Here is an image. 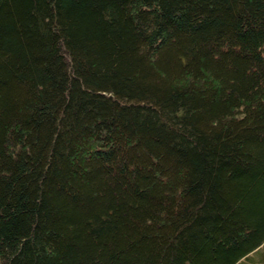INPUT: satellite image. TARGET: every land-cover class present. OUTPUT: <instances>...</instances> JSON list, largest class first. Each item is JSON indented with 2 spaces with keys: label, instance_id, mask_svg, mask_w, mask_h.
Wrapping results in <instances>:
<instances>
[{
  "label": "trees",
  "instance_id": "16d2710c",
  "mask_svg": "<svg viewBox=\"0 0 264 264\" xmlns=\"http://www.w3.org/2000/svg\"><path fill=\"white\" fill-rule=\"evenodd\" d=\"M0 264H264V0H0Z\"/></svg>",
  "mask_w": 264,
  "mask_h": 264
}]
</instances>
